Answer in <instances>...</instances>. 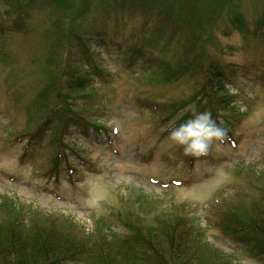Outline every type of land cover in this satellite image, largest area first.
I'll list each match as a JSON object with an SVG mask.
<instances>
[{
  "label": "rangeland",
  "instance_id": "obj_1",
  "mask_svg": "<svg viewBox=\"0 0 264 264\" xmlns=\"http://www.w3.org/2000/svg\"><path fill=\"white\" fill-rule=\"evenodd\" d=\"M146 1H159L158 13L143 12L154 7ZM177 1L85 0L62 13L24 3L19 18L0 0V221L57 220L100 248L177 223L212 255L258 264L217 224L264 198V0ZM237 17L246 31L231 25ZM195 62L221 69L235 110L218 116L231 139L223 133L192 161L169 133L204 81L179 75ZM66 70L93 81L89 97L69 102L81 114L57 93L40 96Z\"/></svg>",
  "mask_w": 264,
  "mask_h": 264
},
{
  "label": "trees",
  "instance_id": "obj_2",
  "mask_svg": "<svg viewBox=\"0 0 264 264\" xmlns=\"http://www.w3.org/2000/svg\"><path fill=\"white\" fill-rule=\"evenodd\" d=\"M7 1H9L8 3L14 4L12 8L17 16L21 18V8L24 3H28V5L33 7H42L50 10L54 9L62 13L65 11L71 12L76 2L82 3L85 0ZM144 3L149 6L154 4V7L151 9L142 8L143 12L152 11V13H158L160 6L159 1H146ZM177 3L187 8L189 1L179 0ZM196 3L197 0H191L188 8L193 7ZM85 5L86 7L89 6L88 4ZM97 5L103 6L104 1L102 4L98 3ZM98 9H100V7ZM102 9L105 10L107 8ZM82 12L84 14L87 13L84 10ZM73 20V16H71L70 19L68 18L70 22ZM72 23L73 22L69 24ZM174 23L176 24L174 27H177L178 23ZM231 25L234 28H240L242 32H244V30L246 31L238 17L235 18L234 21L231 20ZM15 26L18 27L19 31L24 30V26L20 19ZM74 29H77L76 26ZM56 30H54L53 33L56 32ZM71 32L73 33V31ZM60 34V36L64 38L62 40L70 41V34L68 32H61ZM53 37L52 35V38ZM79 41L83 46L85 45L81 39H79ZM86 52L88 51L86 50ZM202 64L203 63L199 62L191 63L185 66L179 73L180 76L186 77L190 75L195 77V79H204V81H200V87L196 88L194 99L187 105H195L199 112L211 111L213 117L217 119V122L222 127L223 133H228L226 138L231 139L230 128L221 124L218 118L219 114L222 112L235 110V108H232V99L234 98L231 97L228 91V81L218 66H213V64L210 63L211 66L206 68ZM66 71H64V75H62L59 81L56 77H52V86L58 85L55 92H50L46 89L41 92L40 96L45 98L46 96L50 97L52 94L57 93L54 97L56 104L62 106V109H65L66 112L73 111L74 114H81L83 108H80L79 104H76L73 110V106L69 102L73 100L71 97H81L82 99L89 97L84 93L90 88L93 81L90 79L91 76L89 75L83 77L79 73L76 74ZM163 80H172V77L165 75L163 76ZM74 100L77 101L80 99L74 98ZM179 110L180 109L177 111ZM192 115L193 113L189 109L175 126L191 118ZM175 116L176 115L171 116L168 120L171 121ZM57 118L56 120L58 122ZM49 121L51 122L52 118L44 119L40 129L31 137L32 140L45 131L49 126ZM68 128V125H66L65 129L68 130ZM61 132H63V130ZM209 152L210 151L198 157H190L192 161H194L195 159L205 158L209 155ZM58 171L59 169L56 170L53 168L52 174L56 176V179L60 175ZM51 221L52 220L48 218L45 224L41 222L35 223V221L30 224L25 222V219L21 217L0 221V264L232 263L230 259L221 255H212L207 250L205 244L198 240L196 234L189 230V227L177 225V223L160 226L161 230L158 234L156 232H145L142 229H138L136 233L131 231L133 233H131L130 236L121 239L115 238V240H111V243H106L104 247L100 248L97 244L83 242L64 231L57 220ZM217 225L226 237L235 240L244 250L250 252L249 254L252 255V258L256 259L258 264H264V198L253 202L251 208L247 211L234 210L233 212L229 211L227 214L222 215Z\"/></svg>",
  "mask_w": 264,
  "mask_h": 264
},
{
  "label": "clouds",
  "instance_id": "obj_3",
  "mask_svg": "<svg viewBox=\"0 0 264 264\" xmlns=\"http://www.w3.org/2000/svg\"><path fill=\"white\" fill-rule=\"evenodd\" d=\"M193 115L178 126L173 127L169 139L183 147L185 156L198 157L206 154L214 141L223 135V129L211 111L199 112L190 106Z\"/></svg>",
  "mask_w": 264,
  "mask_h": 264
}]
</instances>
